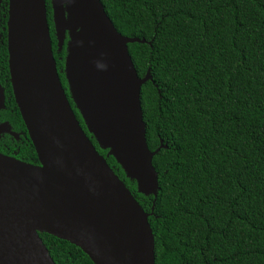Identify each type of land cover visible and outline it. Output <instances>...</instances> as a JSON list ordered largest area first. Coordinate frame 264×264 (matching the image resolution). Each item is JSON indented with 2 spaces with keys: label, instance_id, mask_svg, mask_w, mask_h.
I'll use <instances>...</instances> for the list:
<instances>
[{
  "label": "trees",
  "instance_id": "obj_1",
  "mask_svg": "<svg viewBox=\"0 0 264 264\" xmlns=\"http://www.w3.org/2000/svg\"><path fill=\"white\" fill-rule=\"evenodd\" d=\"M102 2L122 35L152 42L129 52L139 77H153L141 89L149 149L168 146L153 159L156 199L87 128L67 78L70 38L59 50L46 0L53 53L82 128L145 211L154 208L156 264H264V0ZM8 9L3 0V74ZM40 236L56 264H94L70 242Z\"/></svg>",
  "mask_w": 264,
  "mask_h": 264
},
{
  "label": "water",
  "instance_id": "obj_2",
  "mask_svg": "<svg viewBox=\"0 0 264 264\" xmlns=\"http://www.w3.org/2000/svg\"><path fill=\"white\" fill-rule=\"evenodd\" d=\"M0 0V24L1 5ZM59 50L67 38L72 97L99 145L139 190L158 196L140 78L102 0H51ZM14 95L40 165L0 153V264H56L40 233L70 242L94 264H156L148 213L82 128L59 77L46 0H8ZM1 90V88H0ZM2 91H0L1 94Z\"/></svg>",
  "mask_w": 264,
  "mask_h": 264
},
{
  "label": "flooded vegetation",
  "instance_id": "obj_3",
  "mask_svg": "<svg viewBox=\"0 0 264 264\" xmlns=\"http://www.w3.org/2000/svg\"><path fill=\"white\" fill-rule=\"evenodd\" d=\"M7 64L8 74L0 73V91H2L0 94V153L20 161L23 160L18 159V157L27 161L30 159L35 161L32 164L40 165L39 159L34 160L33 156H31L36 153V150L15 99L9 68V57Z\"/></svg>",
  "mask_w": 264,
  "mask_h": 264
}]
</instances>
